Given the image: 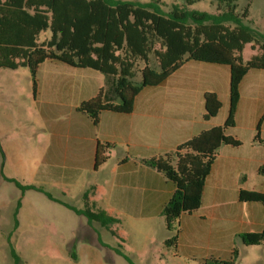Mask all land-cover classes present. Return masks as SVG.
Returning <instances> with one entry per match:
<instances>
[{
    "label": "crops",
    "instance_id": "1",
    "mask_svg": "<svg viewBox=\"0 0 264 264\" xmlns=\"http://www.w3.org/2000/svg\"><path fill=\"white\" fill-rule=\"evenodd\" d=\"M230 80L228 66L189 61L162 84L144 88L136 96L131 113L103 111L95 125L78 108L106 88V76L60 62L42 63L34 95L41 113L40 165L35 169L39 181L30 184L42 191L27 190L23 197L27 192H38L49 202L71 210L62 204L65 199L77 192L83 202L85 192L94 187L91 200L117 220L111 231L115 232L113 226L152 225L164 229L167 235L151 241L167 247L165 241L173 233L167 230L162 211L175 186L142 161L171 152L203 131L223 126L230 108ZM210 92L218 95L222 108L216 117L206 120L205 95ZM105 96L119 103L112 85L107 86ZM260 122L259 134L264 140V69L249 71L240 85L236 125L227 130V135L241 145L220 147L206 179L202 206L179 220L180 236L174 249L181 258L199 264L229 261L235 245L247 247L240 235L264 230L263 204L240 200L242 191L264 192V145L253 142ZM105 143L114 148L108 161L96 169L98 144ZM9 179L4 177L12 183ZM78 185L80 190L76 189ZM118 234L123 238L125 231ZM96 235L99 245L105 247L100 234Z\"/></svg>",
    "mask_w": 264,
    "mask_h": 264
},
{
    "label": "trees",
    "instance_id": "2",
    "mask_svg": "<svg viewBox=\"0 0 264 264\" xmlns=\"http://www.w3.org/2000/svg\"><path fill=\"white\" fill-rule=\"evenodd\" d=\"M199 0H186L187 5H174L163 12L157 4L140 0H0V69L28 68L37 92L38 72L44 62H60L72 67L95 70L107 78L106 88L83 102L78 110L97 125L103 111L131 113L136 96L146 87H156L189 61L224 65L230 68V108L223 126L201 132L175 150L143 160L175 186V192L162 211L166 228L173 235L167 247L178 246L179 220L192 214L203 202L206 179L223 145L239 147L241 142L227 135L236 125L240 85L251 70L264 69V34L246 24L252 0L239 11L238 0H213L217 13L191 8ZM247 45L255 54L244 60ZM152 61L157 67L152 66ZM140 76V83L134 79ZM111 81V83H110ZM119 99L115 104L105 96L107 86ZM206 115H218L222 102L216 93L205 95ZM262 122V121H261ZM258 126L253 142L264 145ZM114 145L98 144L95 168L109 159ZM22 193L42 191L9 179ZM95 188L84 196V209L64 204L89 224L99 223L111 231L117 220L98 210L91 200ZM52 198L50 195H48ZM242 202H259L264 206V192L242 191ZM114 235L115 232L111 231ZM246 246H264V230L240 235ZM16 264L21 258L11 244ZM231 261L211 260L216 264H233L239 258L233 250Z\"/></svg>",
    "mask_w": 264,
    "mask_h": 264
},
{
    "label": "rangeland",
    "instance_id": "3",
    "mask_svg": "<svg viewBox=\"0 0 264 264\" xmlns=\"http://www.w3.org/2000/svg\"><path fill=\"white\" fill-rule=\"evenodd\" d=\"M140 2L157 4L165 13L176 4L187 5L186 0ZM248 3L249 0H238L239 11ZM191 8L217 13L218 5L213 0H199ZM245 23L264 34V0H252L249 21ZM254 54L247 45L242 56L247 61ZM152 66L157 67L154 61ZM134 81L140 83V76ZM40 126V107L35 102L30 70L0 69V264H16L11 244L21 258L20 264H199L181 258L172 247L151 241L167 235L162 228L113 226L114 236L99 224H89L85 217L49 202L44 194L30 191L23 197L16 185L4 177L23 185L38 184L35 169L40 165ZM65 202L84 209L77 192ZM120 230L125 231L123 238L118 234ZM96 233L105 247L99 245ZM235 248L239 258L233 264H264V246ZM227 259L231 261L233 256Z\"/></svg>",
    "mask_w": 264,
    "mask_h": 264
}]
</instances>
